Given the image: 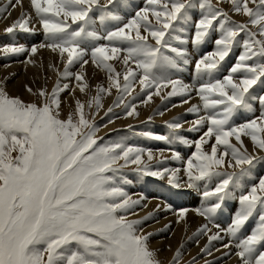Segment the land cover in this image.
Returning a JSON list of instances; mask_svg holds the SVG:
<instances>
[{
  "label": "snow or ice",
  "instance_id": "snow-or-ice-1",
  "mask_svg": "<svg viewBox=\"0 0 264 264\" xmlns=\"http://www.w3.org/2000/svg\"><path fill=\"white\" fill-rule=\"evenodd\" d=\"M29 2L34 16L23 10V0H6L0 6V19L21 8L20 17L4 32H41L43 42L31 47L0 45V56L26 55L24 63L35 64L32 57L47 49L58 56L63 71L49 65L58 77L51 92L46 88L33 91L25 85L37 97L33 102L10 95L0 82V264H162L150 245L154 234L141 227L153 213L129 219L144 199L133 200L125 190L129 180L124 169L131 166L139 176L167 179L176 189H203L205 201L212 202L196 209L207 221L193 234L197 242L207 235L208 243L201 252L211 255L212 242L223 240L224 232L230 240L223 247L234 246L240 264H264V177L243 191L252 169L264 164V111L236 122L242 114L254 111L252 102L258 101L264 108V90L255 91L258 84L264 86V0H216L215 4L212 0H146L127 20L109 10L116 0ZM223 3L230 5L228 11L219 7ZM197 8L199 18L193 19ZM230 12L247 20L237 22ZM217 32L214 50L193 59L189 43L198 51ZM236 47L243 51L221 77L223 63ZM112 61L122 62L125 71H117ZM90 62L106 72L107 87L98 85L96 95L86 103L76 99L74 110L61 118L60 96L69 89L61 79H74L77 83L71 91L78 88L84 93L88 83L83 69ZM190 64H194L193 84L177 75ZM76 66L81 71L71 70ZM136 83L146 96L145 105L153 96L162 101L186 97L182 104H187L193 92L201 101L187 109L197 116L188 131L200 132L206 127L198 139L180 135L184 124L175 119L166 123L169 135L139 133L170 145L194 147L186 160L178 150L172 151L174 160H183L182 169H154L143 159L145 153L148 161L154 159L151 149L130 145L127 138L104 142L97 135L100 128L91 110L93 106L97 111L102 108L103 95H111L113 89L117 93L114 106H122L125 117H139L137 105L125 102ZM112 111L109 107L105 115ZM156 114L163 116L164 111ZM152 119L148 117L149 122ZM242 137L250 138L253 152ZM181 171L186 184L181 182ZM234 189L242 192L239 207L229 227L220 229L215 217L226 201L235 199ZM163 210L172 211L177 223L189 211L175 210L171 204ZM253 218L255 224L245 235L243 230ZM212 227L220 231L209 235ZM181 258L177 249L171 264H180ZM191 264H196L195 258Z\"/></svg>",
  "mask_w": 264,
  "mask_h": 264
},
{
  "label": "rangeland",
  "instance_id": "rangeland-1",
  "mask_svg": "<svg viewBox=\"0 0 264 264\" xmlns=\"http://www.w3.org/2000/svg\"><path fill=\"white\" fill-rule=\"evenodd\" d=\"M26 1H29V0H26ZM216 0H212V2L215 4L216 2H215ZM101 3H106V0H101ZM145 4H146V0H116V5L115 6H112V5H110L109 6V10L110 11H112L113 13H115V14H118V15H121V16H123L124 18H125V20H127V19H129L131 16H134L135 15V13H136V11H138L140 8H143L144 6H145ZM29 5V4H28ZM228 5V6H227ZM219 7H223L224 9H226V11H228L229 9H230V5L229 4H227V3H223V5L222 4H220L219 5ZM196 13H197V15H196ZM98 14L99 13H96V15H97V17H98ZM231 16H232V19L233 20H235V21H237V22H244V21H246V20H243V19H241V17H239V15H235V14H233V13H229ZM192 15H193V19H198L199 18V15H200V9L199 8H197V9H195V10H193V13H192ZM237 18H238V20H237ZM247 19V18H246ZM241 20V21H240ZM97 28L99 29V23L97 24ZM191 30L192 29H190V34H191ZM255 30V29H254ZM193 31V30H192ZM37 33H39V34H41L42 35V37H41V41L39 40L38 41V39H37V44H39V43H41V42H43V40H44V37H43V34L41 33V32H37ZM18 34H23V35H27V34H25V33H18ZM28 35H31V34H28ZM215 35V36H214ZM219 35V33L217 32V34L216 33H213V37H211L209 40H208V42L206 43V44H204L198 51L196 50V49H194L193 47H192V45H191V43H189V45L187 46L188 47V50H189V52L192 54V56H193V59H196V58H199V56L200 55H203V54H206V53H210V52H212L213 50H214V43H213V40L217 37V36ZM7 36H8V38L10 39V40H13L14 41V43H15V41H16V38H15V36L14 35H8L7 34ZM2 37V35H0V38ZM14 37V38H13ZM15 39V40H14ZM212 42V43H211ZM212 44V45H211ZM32 45V44H31ZM210 45V46H209ZM212 50V51H211ZM236 50V51H235ZM234 51V52H233ZM233 53H231L230 55H229V57H227L226 58V61L223 63V67H222V70H221V73H220V76L222 77L223 75H226L227 73H228V70L230 69V66H227L228 64H233V63H236V61H237V57L236 56H238V55H240L241 54V52L243 51V49L242 48H234L233 49ZM239 53H238V52ZM235 54V55H234ZM229 61V62H228ZM235 61V62H234ZM131 62V61H130ZM129 62V63H130ZM113 65H114V67L116 68V70L117 71H119V72H121V73H123L124 72V70H125V66H122L123 65V63L122 62H120V61H112L111 62ZM116 63V64H115ZM122 63V64H121ZM62 64V63H61ZM60 64V66L58 67L61 71H63V65H61ZM129 66H131L130 64H129ZM88 67L89 68H92V69H94V70H96V71H94V76H96V75H102V74H105L106 75V77H107V74H106V72L105 71H101V69L99 70V69H97L96 67H95V65H93V64H91V62L88 64ZM118 67V68H117ZM132 67V66H131ZM193 67H194V64H190V65H188V66H186V67H184V69H183V71L182 72H180V73H178L177 75L179 76V78H183V80L187 77V78H189V80H188V83L189 84H193V82L195 83V81H194V79L192 78L193 77ZM96 68V69H95ZM134 68V67H133ZM77 69H79V66H76V67H73L71 70L73 71V72H75V71H77ZM120 69H121V71H120ZM135 69V68H134ZM137 71H139V70H137ZM187 71V72H186ZM182 75H186V77L185 76H182ZM191 77V78H190ZM57 79H58V77H56L55 76V79H54V82H53V87H55V85H56V82H57ZM107 79V78H106ZM63 79H61V81H62ZM65 80V81H64ZM63 81H64V83H69V88H71V86H72V88H74V86L76 85V81L74 80V79H64ZM72 80V81H71ZM60 81V82H61ZM63 81H62V83L61 84H64L63 83ZM67 81V82H66ZM74 83V84H73ZM121 83H123V80H121ZM98 84L99 83H97L96 84V86H98ZM261 85H257V86H255V91H256V93L257 94H259L261 91H262V89L264 90V86H261ZM105 87V86H104ZM71 88V89H72ZM71 89H68V90H65L64 92H66V93H61V96H64L65 94L67 95V94H70L72 91H71ZM77 91V90H76ZM114 94H113V92H112V97H111V99H107L108 98V96H110V95H107V94H104L103 95V100H102V104L104 103L105 105L102 107V108H100L98 111L95 109V110H93L91 113L94 115V117H95V123L99 126V128H100V130H99V132H98V136H100V137H103L104 138V142H108V141H111V140H118V139H121V138H127L126 139V142L128 143V144H130V145H133V146H137V147H142V148H145V149H151L152 150V153H154L153 155H154V159L153 160H151V161H148L147 160V154L145 153V155H144V157L146 156V158H144L143 157V159L145 160V162L146 163H148L149 165H151L154 169H163V168H169V169H174V166H172L171 165V163L172 162H177V160H174L173 158H172V151H176V150H178L179 152L180 151H187V157H184L183 159L184 160H186L191 154H192V152H194L195 151V149H194V147H187V146H181V145H178V144H167V143H165V142H163V141H156V140H152V139H148V138H145V137H143V136H141V135H139V133L140 132H144V131H151V132H153L154 134H163V135H169L170 134V132H171V130L170 129H168L167 127H166V123L167 122H172L174 119L175 120H179V118L177 119V114H173L172 116H170V117H167L166 119H164V120H160V121H155L154 119H152L150 122L148 121V117L149 116H152L153 114H155L154 113V111H155V109H156V107L155 106H157V105H155V102L154 103H152V106H151V108L152 109H150V113H151V115H148L147 117H145V118H143L144 120H142V121H140L141 119H138V118H134V117H131V119L133 120L132 122H129V123H122V122H125L126 121V118L127 117H125V114H124V111H123V108H121V107H115L114 106V101L116 100V96H117V93H116V90L114 89ZM167 90H165V92H166ZM260 91V92H259ZM68 92V93H67ZM142 94V92L140 91V88L139 89H137V86L135 87V90L132 92V95H130V96H126V99H125V102H132V103H134V104H136L137 105V108L138 109H143L146 105L145 104H143L142 103V100H144V99H146V96L144 95V96H142L141 95ZM144 94V93H143ZM164 94V93H163ZM94 95H96V94H94ZM93 95V96H94ZM142 96V97H141ZM91 97V96H90ZM90 97H87L86 99H84V100H81L82 102H87V100L90 98ZM133 97H135V99H133ZM33 98H34V101H36L37 100V97H35V96H33ZM108 101H107V100ZM142 99V100H141ZM113 100V101H112ZM197 100H199V98L197 99ZM61 101L63 102V100L61 99ZM105 101V102H104ZM138 101H140V103L138 102ZM200 101V100H199ZM195 102V104H201V101L200 102ZM257 102V101H256ZM142 103V104H141ZM255 103V102H254ZM165 106V105H164ZM192 106V104L189 106V107H191ZM95 106H93V108H94ZM109 107H112L113 109H115V110H113L112 111V113H109L108 115H105V113L107 112V109L109 108ZM154 108V109H153ZM138 109H137V111H138ZM101 110V112L99 113V115L97 114L99 111ZM166 110H168V108H167V106H165L164 107V109H163V111H164V114H165V112H166ZM105 111V112H104ZM261 111H264V109L263 110H259V111H257V109L256 108H254V111L253 112H251L250 113V115H249V113H244V114H242V116H240L237 120H236V122L237 123H242V122H244L245 120H248V119H252V118H255V117H258L259 115H260V113H261ZM63 112H65V108L64 107H61V114L63 113ZM88 112V111H87ZM257 112V113H256ZM94 113H96V114H94ZM97 115V116H96ZM62 117V116H61ZM243 117V118H242ZM245 117V118H244ZM249 117V118H248ZM99 118V119H98ZM169 118V119H168ZM247 118V119H246ZM109 119H112L113 120V122L112 123H114V122H118V121H120L119 123H122V124H120V126L119 125H115V126H113L110 130H107V131H101V129L103 130L104 128H105V125H110L111 123H109L108 121H109ZM137 119V120H136ZM242 119V120H241ZM123 120V121H122ZM146 120V121H145ZM244 120V121H243ZM139 121V122H138ZM154 121V122H153ZM180 121V120H179ZM159 122V123H158ZM181 122V121H180ZM182 123V122H181ZM126 124V125H125ZM131 124V128H129V125ZM185 126V128L183 127L182 129H180L179 130V134L180 135H183L184 137H186V138H188V139H190V140H196V139H198L201 135H202V133H203V131H206V127L204 128V129H202L201 130V132L199 133V132H190V131H188V129H189V127H190V125H187V124H184ZM153 130V131H152ZM155 130H157V131H155ZM159 131H161V132H159ZM166 131V132H165ZM103 132V133H102ZM166 133V134H165ZM186 134H189V137H187L186 136ZM194 134V135H193ZM242 140H243V142H244V145L245 146H247V149H248V151L251 153V152H253L254 151V149H253V145H252V143H251V140H250V138H246V137H242ZM232 141H234V142H236L235 140H234V138H233V140ZM233 142V143H234ZM249 144H248V143ZM153 144H156L155 146H153ZM158 145H160V147L158 146ZM252 145V146H251ZM251 146V147H250ZM154 147V148H153ZM157 147V148H156ZM166 147V148H165ZM159 149H163V150H165V151H167L166 153V155H164V154H158V153H156ZM205 150H209L208 149V145H205ZM155 151V152H154ZM163 155V156H162ZM161 157V158H160ZM160 158V159H159ZM156 159V160H155ZM152 162V163H151ZM179 163H180V167L179 168H183V160H181V161H179ZM133 167H135V166H131V167H129V168H126V169H124V173H125V175H127V178H128V180H129V183L125 186V190H127V188L129 187L130 189H135L138 185H140L141 186V188H142V192H141V194L140 195H138L136 198H141V197H144V199L143 200H145V201H147V203L149 204V206H148V210H147V213H148V215H149V213H153V216H152V218H155V219H161V218H163V219H165V220H167V219H169V216H170V213L172 212V211H170V212H166L165 210H163L164 208V206L165 205H168V204H171L172 205V203H174L175 201H182L181 200V197H180V194L181 193H184V194H193L195 197H196V199H197V201H205V200H203V196H202V191H203V189L201 188L200 189V191H196V190H193V189H188L187 187H181L180 189H176V188H174V187H172V186H170L168 183H167V179H165V182L164 181H162L161 179H158V178H151V177H142V176H139L138 174H136V173H134L133 171H132V168ZM254 169H256V172H255V170ZM227 171H234V169H226ZM259 172H260V174H259ZM257 173V174H256ZM257 175H259L260 177H263L264 176V164H257L256 166H255V168H253L252 169V171H251V176L249 177V178H246L245 180H244V189H243V191L244 192H246L250 187H251V185L252 184H254V183H258V180H259V178L260 177H258ZM180 176H181V182H182V184H186V177L184 176V173H183V171H181V173H180ZM255 177H256V179H255ZM133 179V180H132ZM156 179V180H155ZM159 180H161V181H159ZM148 183L149 184H154V186L152 187V188H149L148 187ZM158 184V185H157ZM247 184V185H246ZM158 187H157V186ZM135 186V187H134ZM247 188V189H246ZM145 189V190H144ZM148 190V192H150L151 190H154V192H156V193H153L152 195H148L147 193V190ZM161 189V190H160ZM163 191V190H165V191H167V194H165L164 192H160V191ZM246 190V191H245ZM171 191V192H170ZM234 193H235V199H232V200H229V201H226V203H225V206H224V209H223V211H219L218 213H219V215H218V213H217V215L219 216H217L216 215V217H215V223H217V224H219L220 225V229H224V230H226L228 227H229V225L231 224V221H232V218H233V212H235L236 210V206L238 205L239 206V202H238V198H239V196L242 194V192H241V190L240 189H234ZM147 194V195H146ZM160 194V195H159ZM166 196H165V195ZM170 194V195H169ZM173 194V195H172ZM169 195V196H168ZM172 196H174V198H172ZM152 197V198H151ZM155 197V198H154ZM176 197V198H175ZM194 197V198H195ZM151 198V199H150ZM155 199V200H154ZM178 199V200H177ZM159 202V203H158ZM162 204H161V203ZM211 202L212 201H206V207L207 206H210V204H211ZM238 202V203H237ZM158 204H159V206H160V210H157V206H158ZM228 204V205H227ZM162 206V207H161ZM172 207H173V209H174V205H172ZM196 209H198V208H196ZM149 210L151 211V212H149ZM155 211H157V212H155ZM163 212V213H162ZM167 213V214H166ZM231 214V215H230ZM220 216H222V218L220 217ZM160 217V218H159ZM201 217V216H200ZM202 218V217H201ZM225 218V219H224ZM220 219V220H219ZM230 219H231V221H230ZM203 220H205V219H203ZM253 220V221H252ZM252 220H250L249 222H248V224L246 225V227H245V229L243 230V233H245V235L246 234H248V232L250 231V229L253 227V225L255 224V218H253ZM201 222H202V220H201ZM205 222L207 223V221L205 220ZM228 225V226H227ZM210 227H211V225H209ZM224 226V227H223ZM142 227V226H141ZM143 228V227H142ZM200 228V227H199ZM220 229H217V228H215L214 227V229H213V227H212V232L211 233H209V235H211L212 233H215V232H217V231H220ZM197 230H193V231H191V232H189V234L187 233V234H185L184 235V232H182V234H181V236L178 238V239H175V241L177 242V244L174 246V248L172 249V251H171V253L169 254V255H166V256H163L164 258L162 259V260H164L163 262H162V264H171V261H172V258L174 257V255L176 254V251H177V249H180L181 250V252H182V258H184V260L181 258V260H180V264H191V263H189V261H192L193 260V258H195V256L194 255H189V252L192 250V252L194 251L195 252V250L196 251H201V249L208 243V239H207V235H202V236H200V237H198V242H197V238H195V237H193V235H191L190 233H195ZM224 232H221V235L223 236V235H225V233L223 234ZM189 235V236H188ZM187 236V241L185 242L184 241V239H185V237ZM225 236H227V235H225ZM168 237V238H167ZM170 237H173V234H172V230L170 231V232H168L167 234H166V238L167 239H169ZM190 237H191V239H190ZM165 238V237H164ZM161 239H163V238H161ZM200 239V240H199ZM229 239H230V237L229 236H227L226 237V240H227V242H229ZM179 240H181V241H179ZM205 240V241H204ZM191 241V242H190ZM206 241H207V243H206ZM190 243V244H189ZM186 244H187V246L188 247H185L186 246ZM203 244V245H202ZM192 246V247H190V246ZM200 245H201V247H200ZM181 246H183V247H181ZM199 246V247H198ZM212 246V245H211ZM164 248H166V245H164L163 246ZM180 247V248H179ZM200 248V249H199ZM166 249H168V248H166ZM186 249H188V250H190V251H188V250H186ZM233 249H234V252L232 253V258H231V262L233 263H238V261L240 262V260H239V258L236 256V255H234V253L237 251V249L233 246ZM184 250V251H183ZM186 251V252H185ZM213 251V252H212ZM211 252L214 254L215 253V248H212L211 249ZM173 253H174V255H173ZM199 253V252H198ZM185 254V255H184ZM184 255V256H183ZM199 255H200V258H196L195 259V261H196V264H205V262L206 261H208L209 259H210V257L212 256V254L211 255H207L206 253H203V252H200L199 253ZM194 256V257H193ZM209 256V257H208ZM172 257V258H171ZM201 257H202V259H201ZM190 258V259H189ZM209 258V259H208ZM171 259V260H170ZM200 259V260H199ZM208 259V260H207ZM228 259V258H227ZM199 260V261H198ZM235 260H237V261H235ZM168 262V263H167ZM202 262V263H201ZM222 263V262H221Z\"/></svg>",
  "mask_w": 264,
  "mask_h": 264
},
{
  "label": "bare ground",
  "instance_id": "bare-ground-1",
  "mask_svg": "<svg viewBox=\"0 0 264 264\" xmlns=\"http://www.w3.org/2000/svg\"><path fill=\"white\" fill-rule=\"evenodd\" d=\"M216 2V1H215ZM6 3V0H0V6H3ZM29 4V5H28ZM223 5V4H222ZM228 6V5H227ZM23 10L32 13V15L34 16V12L30 7V2L23 0ZM226 10V9H225ZM193 13V12H192ZM21 14V8L20 7H16L14 10H11V15L7 16V18H3L0 19V35H2V37L0 38V45H4V44H9V43H14L13 40H10L7 36V34H5L4 29L7 28L8 26H10L16 19H18L20 17ZM99 15V14H98ZM197 15V13H196ZM97 16V15H96ZM241 17V19L243 20H247L246 17ZM238 20V18H237ZM241 21V20H240ZM192 31V30H191ZM217 34V33H216ZM16 41L15 43L17 44H24L27 47H31L32 45H36L37 44V39L38 41L42 40L41 37L42 35L39 33H35V34H31V35H23V34H14ZM215 36V35H214ZM217 36V35H216ZM213 37V36H212ZM14 38V37H13ZM15 40V39H14ZM212 43V42H211ZM32 44V45H31ZM212 45V44H211ZM210 46V45H209ZM237 48V47H236ZM239 48V47H238ZM212 51V50H211ZM236 51V50H235ZM234 52V51H233ZM232 52V53H233ZM238 52V51H237ZM239 53V52H238ZM235 55V54H234ZM239 56V55H238ZM238 56H236L238 58ZM28 57L26 55H20V56H10V57H3L0 56V82H4L5 86H6V90L7 92L12 95V96H18L20 97L22 100H24L25 102H33L34 98L33 95H31L25 88V85H27L28 87L32 88L33 91H37L41 88H46L49 92H51L52 88H53V82L55 79L56 72L53 71L49 65L51 64H55L56 67H59L61 62L58 58V56L54 53H52L51 51L47 50V49H40L38 51V53L32 57L33 60H35V64H26L24 63V61L27 59ZM229 62V61H228ZM235 62V61H234ZM116 64V63H115ZM122 64V63H121ZM132 67L135 68V65L132 64L131 62L129 63ZM235 64V63H233ZM233 64H228L227 66H232ZM63 65V64H61ZM124 66V65H122ZM118 68V67H117ZM96 69V68H95ZM98 69V68H97ZM100 70V69H99ZM77 71H81V69H77ZM83 71H85L86 76V82L88 83V89H86V91L84 93H81L79 91V89L77 88L74 93L71 92L70 94H65L64 96H60V99L63 100L61 107L65 108V112H63L61 114V118H66L68 113L73 111L75 108V100L79 99V100H84L87 97L93 96L94 94H96L97 91V86L96 84L99 83L98 85H103L105 87H107V77L105 74L102 75H96L94 76V69L89 68L88 65L85 66V68L83 69ZM102 71V70H101ZM121 71V69H120ZM125 71V70H124ZM187 72V71H186ZM185 76L186 75H182ZM7 78V79H5ZM191 78V77H190ZM193 78V77H192ZM71 79V78H69ZM183 79V78H181ZM64 80V79H63ZM62 80V81H63ZM189 78H185L184 82L188 83ZM61 81V83H62ZM65 81V80H64ZM63 81V83H64ZM72 81V80H71ZM67 82V81H66ZM70 83V82H69ZM68 83V84H69ZM77 83V82H76ZM194 83V82H193ZM74 84V83H73ZM137 86V89L140 88V85L138 83L135 84V87ZM76 87V85L74 86V88ZM261 87V86H260ZM72 88V86H71ZM69 88V89H71ZM263 90V89H262ZM113 94H114V89L112 90ZM260 92V91H259ZM66 93V92H64ZM68 93V92H67ZM163 94V93H162ZM142 96H144V94H141ZM141 96V97H142ZM112 95L108 96V100L111 99ZM186 97L182 98V97H172L168 100L162 101L161 98L159 96H153L152 100L143 108V109H138L139 112V118L141 119L140 121L144 120L143 118L147 117L148 115H151L150 113V109L152 106V103L155 102V106L156 109L154 111L155 114L152 115L153 119L157 122L160 120H164L167 117L172 116L173 114H177V119L179 118V120L183 123V124H187L191 126V121L195 120L197 118V116L195 114H191L187 112V109L189 108V106L192 104H195V102H198L199 100L198 97L196 96V94L193 92L191 95V98L189 99V103L187 104H182V99H185ZM106 99V100H107ZM103 100V99H102ZM107 100V101H108ZM142 100V99H141ZM113 101V100H112ZM105 102V101H104ZM140 103V101H138ZM200 102V101H199ZM86 103V102H85ZM254 104V108L257 109V111L259 110H263L264 108H262V106L259 104V102H252ZM142 104V103H141ZM177 105V107H173V105ZM105 104L103 103V106ZM167 106L168 110H166L165 114L163 116H160L158 114H156L158 111L163 110L165 106ZM122 108V107H121ZM103 109V108H102ZM116 109V108H115ZM113 109V110H115ZM154 109V108H153ZM95 110V107L91 110V112ZM86 113L87 111L89 112V110L86 108L85 109ZM101 112V110L97 113L99 115V113ZM105 112V111H104ZM257 113V112H256ZM96 114V113H94ZM203 114V113H201ZM245 115V114H244ZM250 115V113H249ZM97 116V115H96ZM242 116V115H241ZM246 116V115H245ZM251 116V115H250ZM91 118V117H90ZM171 118V117H170ZM243 118V117H242ZM245 118V117H244ZM249 118V117H248ZM99 119V118H98ZM169 119V118H168ZM247 119V118H246ZM137 120V119H136ZM242 120V119H241ZM123 121V120H122ZM133 120L131 119V117H127L125 122L122 123H129L132 122ZM146 121V120H145ZM244 121V120H243ZM246 121V120H245ZM95 122V120H94ZM118 122H114L111 123L109 126L107 125V127H105L103 130L101 129V131H107L110 130L113 126L115 125H119L122 123ZM139 122V121H138ZM154 122V121H153ZM159 123V122H158ZM126 125V124H125ZM131 125V124H130ZM185 126V125H184ZM185 128V127H184ZM153 131V130H152ZM157 131V130H155ZM102 132V133H103ZM158 132V131H157ZM161 132V131H159ZM166 132V131H165ZM201 132V131H200ZM199 132V133H200ZM100 133V132H99ZM161 134V133H160ZM166 134V133H165ZM194 135V134H193ZM187 137H189V134H186ZM248 138V137H246ZM234 142V141H232ZM236 143V142H234ZM248 143V142H247ZM249 144V143H248ZM156 144H153V146H155ZM160 147V145H158ZM252 146V145H251ZM250 146V147H251ZM247 147V146H246ZM154 148V147H153ZM157 148V147H156ZM166 148V147H165ZM250 151V150H249ZM155 152V151H154ZM167 151L163 150V149H159L156 153L158 154H164L166 155ZM182 158L187 157V151H180ZM154 154V153H153ZM15 155V153H14ZM163 156V155H162ZM146 158V156L144 157ZM161 158V157H160ZM159 158V159H160ZM156 160V159H155ZM152 163V162H151ZM172 166H174V168H179L180 167V163L179 161L172 162L171 163ZM172 169V168H171ZM256 172V169H254ZM257 174V173H256ZM260 174V172H259ZM127 176V175H126ZM258 177H260L259 175H257ZM264 177V176H263ZM256 179V177H255ZM133 180V179H132ZM156 180V179H155ZM161 181V180H159ZM165 182V179L162 180ZM161 181V182H162ZM255 184V183H254ZM158 185V184H157ZM156 185V186H157ZM247 185V184H246ZM154 186V184H149L148 183V187L152 188ZM135 187V186H134ZM158 187V186H157ZM247 189V188H246ZM145 190V189H144ZM147 190V189H146ZM161 190V189H160ZM159 190V191H160ZM129 194V196L132 197L133 200H137L139 198H136L138 195L141 194L142 192V188L140 185H138L135 189H130L129 187L126 190ZM246 191V190H245ZM148 192V190H147ZM160 192H164L165 194H167V191L163 190ZM171 192V191H170ZM154 192V190H151L150 192H148V195H152ZM146 194V195H147ZM164 194V195H165ZM160 195V194H159ZM170 195V194H169ZM168 195V196H169ZM173 195V194H172ZM136 196V197H135ZM166 196V195H165ZM181 200L182 201H175L174 203H172V205H174V209L175 210H179L180 208H187L188 214L185 220H181L179 223L176 222L177 217L173 214V212L170 213L169 219L165 220L163 218L161 219H155V218H151L148 220H145L144 223L141 225L143 227V231L145 233H153L154 235H152L150 237V245L151 248L155 251H157L158 253V257L159 259L163 262L164 260H162L166 255H169L172 251V249L174 248V246L177 244V242L175 241V239H178L182 232H184L185 234H189V232L193 231V230H197L199 227H201L203 224H205V220H203L204 218L200 217L199 215L196 214V208H202V207H206V201H197L196 197L193 194H184L181 193L180 194ZM195 197V198H194ZM152 198V197H151ZM150 198V199H151ZM155 198V197H154ZM172 198H174V196H172ZM176 198V197H175ZM155 200V199H154ZM178 200V199H177ZM203 200H205L203 198ZM159 203V202H158ZM161 203V202H160ZM226 203V202H225ZM238 203V202H237ZM150 204V203H149ZM149 204L147 203V201L142 200L141 205L142 206H136L134 209L135 215H129V219H142L145 216H148L147 210H148V206ZM162 204V203H161ZM159 205V204H158ZM228 205V204H227ZM162 207V206H161ZM238 205L236 206V209H238ZM164 208V207H163ZM149 212H151L149 210ZM157 212V211H155ZM166 212H170V211H166ZM219 212V211H218ZM163 213V212H162ZM234 213V212H233ZM167 214V213H166ZM219 215V213H218ZM217 215V216H218ZM231 215V214H230ZM219 217V216H218ZM222 218V216H220ZM160 218V217H159ZM225 219V218H224ZM202 220V222H201ZM220 220V219H219ZM231 221V219H230ZM253 221V220H252ZM166 225H170V227L167 230L165 229ZM228 226V225H227ZM224 227V226H223ZM214 229V227H213ZM223 229V228H222ZM172 230V234L173 237H170L169 239L166 238V234L168 232H170ZM246 230V229H245ZM213 231V230H212ZM191 235H193L194 233H190ZM224 234V233H223ZM245 234V233H244ZM183 235V234H182ZM189 236V235H188ZM165 237V238H164ZM225 235H223V240L220 241H213L212 242V248H215V253L213 254L212 252V256L210 257V259L208 260V262H211V264H240V262L238 261V263H232L231 262V258H232V253L234 252L233 247L229 248V249H225L223 247L224 244L228 243L226 240ZM163 238V239H161ZM187 236L185 237L184 241H187ZM191 238V237H190ZM200 240V239H199ZM230 240V239H229ZM181 241V240H179ZM185 241V242H186ZM205 241V240H204ZM191 242V241H190ZM199 243V242H198ZM207 243V241H206ZM190 244V243H189ZM166 245V248H164L163 246ZM203 245V244H202ZM190 246V245H189ZM185 247H188L187 244ZM192 247V246H190ZM199 247V246H198ZM201 247V245H200ZM180 248V247H179ZM200 249V248H199ZM217 249H220V251H217ZM188 250V249H186ZM197 250V249H196ZM195 252L192 250H188L189 255H194L195 259L196 258H200L199 253L201 251H196ZM184 251V250H183ZM186 252V251H185ZM199 252V253H198ZM225 252L230 253L229 255H224ZM163 255V256H162ZM174 255V253H173ZM185 255V254H184ZM183 255V256H184ZM235 255V253H234ZM170 256V255H169ZM193 256V257H194ZM209 257V256H208ZM172 258V257H171ZM228 258V259H227ZM184 260V258H182ZM190 259V258H189ZM202 259V257H201ZM171 260V259H170ZM200 260V259H199ZM198 260V261H199ZM203 260V259H202ZM182 261V260H181ZM237 261V260H235ZM222 262V263H221ZM168 263V262H167ZM189 263H191V261H189ZM202 263V262H201ZM166 264V263H165Z\"/></svg>",
  "mask_w": 264,
  "mask_h": 264
}]
</instances>
